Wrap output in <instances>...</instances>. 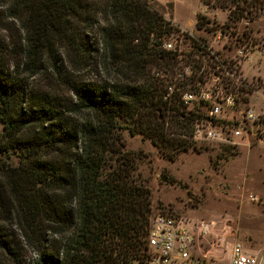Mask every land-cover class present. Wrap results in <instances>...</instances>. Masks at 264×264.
I'll use <instances>...</instances> for the list:
<instances>
[{
  "label": "trees",
  "instance_id": "1",
  "mask_svg": "<svg viewBox=\"0 0 264 264\" xmlns=\"http://www.w3.org/2000/svg\"><path fill=\"white\" fill-rule=\"evenodd\" d=\"M215 2L228 10L230 27L264 10V0ZM0 5L23 33L22 67L28 75L56 62L49 48L53 38L67 44L77 64L103 51L117 74L107 83L68 85L74 97L69 109L77 116L72 120L59 111L63 101L28 90L6 72L0 56V153L19 157L14 166L0 158V221L17 220L36 253L34 264L140 262L150 191L133 177L135 158L122 151L119 131L149 139L169 159L191 146L192 115L168 107L152 76L153 68L172 58L155 47L171 30L168 21L148 0H0ZM207 21L199 15L198 27ZM73 22L87 29L96 25L98 38ZM10 246L0 225V249L8 252Z\"/></svg>",
  "mask_w": 264,
  "mask_h": 264
},
{
  "label": "rangeland",
  "instance_id": "2",
  "mask_svg": "<svg viewBox=\"0 0 264 264\" xmlns=\"http://www.w3.org/2000/svg\"><path fill=\"white\" fill-rule=\"evenodd\" d=\"M215 1L148 0V6L165 20L174 19L189 28L194 40L218 49L220 55L236 54L243 49L248 58L243 62L245 73L249 77L260 74L258 77L264 82V10L253 19L241 17L230 27L226 24L228 10ZM199 15L208 21L197 27ZM187 19L193 22L191 27ZM73 25L91 39L98 38L96 25L88 29L81 23L73 22ZM191 40L182 38L188 51L195 46ZM23 47V33L18 23L8 17L6 7L0 5V56L6 72L27 83L33 93L46 95L51 101H63L66 107L60 105L59 111L72 120L77 116L69 109L74 102L68 90L71 82L99 84L117 78L103 51L96 50L87 61L77 64L76 59L69 58L67 44L55 38L49 48L56 54V62L44 64L38 72L28 75L22 67ZM249 102L264 111L258 96L251 95ZM1 132L0 122V135ZM119 132L124 141L122 151L133 153L135 158L133 177L150 191L151 213L168 210L185 217L197 225L198 230L204 229L201 254L215 261H225L234 242L248 251L261 246L264 240V137L261 134L249 138L248 146L237 149L191 141L187 150L169 159L149 139L139 134L130 135L126 129ZM0 158L13 166L19 161L18 153L12 151L0 153ZM16 222L14 218L0 221L11 240L10 251L0 249V264H34L36 253L22 237ZM143 261L144 257L131 264H143Z\"/></svg>",
  "mask_w": 264,
  "mask_h": 264
},
{
  "label": "built area",
  "instance_id": "3",
  "mask_svg": "<svg viewBox=\"0 0 264 264\" xmlns=\"http://www.w3.org/2000/svg\"><path fill=\"white\" fill-rule=\"evenodd\" d=\"M166 20L171 31L159 37L155 47L172 58L153 68L152 76L161 83L162 100L168 107L174 105L180 112L192 115L189 139L237 149L248 146L249 138L258 134L263 138L264 111L249 98L258 96L264 106V82L245 73L243 62L248 58L244 50L220 55L218 49L194 40L189 28ZM192 24L187 21L188 26ZM182 38L193 39L194 48L185 49ZM204 235V229L198 230L185 217L164 209L153 212L145 236L143 264H264V240L253 251L234 242L228 259L215 261L199 252Z\"/></svg>",
  "mask_w": 264,
  "mask_h": 264
},
{
  "label": "crops",
  "instance_id": "4",
  "mask_svg": "<svg viewBox=\"0 0 264 264\" xmlns=\"http://www.w3.org/2000/svg\"><path fill=\"white\" fill-rule=\"evenodd\" d=\"M195 14H196V13H194V15H195ZM166 18H167V17H166ZM188 19H190V18H188ZM188 19H187V21H189ZM170 20H171V19H170ZM172 21H173V22H175L176 24L180 25L178 22L174 21V19H172ZM181 26H182V25H181ZM255 75H256V74H255ZM257 76H260V77H261V75H260V74H259V75H257Z\"/></svg>",
  "mask_w": 264,
  "mask_h": 264
}]
</instances>
